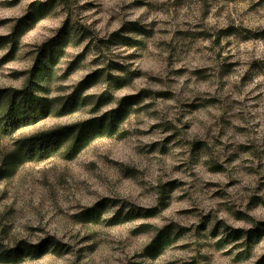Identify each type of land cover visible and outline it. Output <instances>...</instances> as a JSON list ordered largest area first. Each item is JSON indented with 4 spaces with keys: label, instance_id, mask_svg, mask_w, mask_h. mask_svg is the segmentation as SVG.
<instances>
[{
    "label": "rangeland",
    "instance_id": "rangeland-1",
    "mask_svg": "<svg viewBox=\"0 0 264 264\" xmlns=\"http://www.w3.org/2000/svg\"><path fill=\"white\" fill-rule=\"evenodd\" d=\"M34 7L15 58L0 61V88L24 86L55 39V111L0 136V167L17 139L138 96L117 134L0 178V242L45 244L20 264H264V0H0V35ZM116 31L126 39L108 40ZM99 69L90 102L59 114ZM160 232L166 245L151 247Z\"/></svg>",
    "mask_w": 264,
    "mask_h": 264
},
{
    "label": "trees",
    "instance_id": "trees-1",
    "mask_svg": "<svg viewBox=\"0 0 264 264\" xmlns=\"http://www.w3.org/2000/svg\"><path fill=\"white\" fill-rule=\"evenodd\" d=\"M35 10L34 7L28 15L19 18L10 33L0 35V50H7L1 57V62L6 63L15 58L19 50L20 39L28 27L26 22L31 19ZM62 32V36L66 37L71 35L72 30L66 26ZM115 39L124 40L126 37H122V31H116L110 35L108 40ZM56 42L53 39L40 48L24 86L21 88H0V136L13 135L25 126L46 119L55 111L54 100L47 96L49 93L47 84L52 81L55 74L54 67L59 61V57L53 52ZM104 71L99 69L87 75L75 87L73 92L65 98L58 113L63 115L68 111L88 104L91 96L87 95L86 92L100 82V77L104 74ZM108 76L111 83H115L116 86L123 85L122 83L127 79H121L119 76H113L112 74ZM137 96L124 97L119 100L115 108L92 118L60 125L17 139L14 147L3 156L0 178L12 176L17 167L26 161L42 160L57 153H63V156L67 159H73L99 137L117 134L121 125L134 112L135 102L132 99ZM104 103L105 101L100 97L95 103V108L99 109ZM108 201L109 199H103L94 206L84 209L81 216H92L91 220L86 219L84 222L100 219ZM159 204L166 205V198L163 196L162 190L159 196ZM145 211L152 214L154 210ZM118 221L119 216L116 215L113 222L117 223ZM235 232L241 231L235 230ZM166 237L168 236H163L160 232L153 239L151 247L163 248L166 245L164 243ZM50 242L55 247H63L60 242L54 239ZM45 247V244L21 242L16 247L9 248L0 242V264H20L28 256L40 257L45 251Z\"/></svg>",
    "mask_w": 264,
    "mask_h": 264
}]
</instances>
